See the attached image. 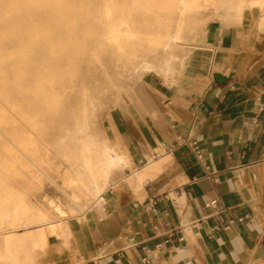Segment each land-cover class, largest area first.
I'll return each instance as SVG.
<instances>
[{"label":"crops","instance_id":"1","mask_svg":"<svg viewBox=\"0 0 264 264\" xmlns=\"http://www.w3.org/2000/svg\"><path fill=\"white\" fill-rule=\"evenodd\" d=\"M208 10L188 15L203 21ZM239 16L198 43L187 41L192 25L185 30L188 52L160 94L165 104L142 126L150 135L123 132L112 144L126 158L100 204L90 201L86 218L48 233L37 251L36 228L16 230L14 261L5 258L0 233V264H248L264 258V29L256 9ZM213 199L217 203L208 205Z\"/></svg>","mask_w":264,"mask_h":264},{"label":"rangeland","instance_id":"2","mask_svg":"<svg viewBox=\"0 0 264 264\" xmlns=\"http://www.w3.org/2000/svg\"><path fill=\"white\" fill-rule=\"evenodd\" d=\"M72 2L75 8L62 12L74 13L76 16L89 15L82 16L90 17L89 28H85L83 22L78 20L72 32L79 37L88 33L89 40L77 39L70 42V32L59 30L63 32L64 39L58 44L85 46L88 51L97 50L101 54L102 62H92L88 54L76 55L77 57L56 56L50 53V44L40 41L28 42L23 48L22 55L26 58L40 64L54 65L71 79L65 83V88L56 91L60 98L58 111L45 112L40 122H0V148L7 149L22 165V169H18L14 165L0 162V209L4 210L2 231L36 227L37 223L32 221V216L52 209L50 198L66 209L69 216L86 214V211L75 208L76 204L70 194L76 186L67 183L70 173L80 168L77 158L85 147L96 141H106L112 146L117 142V135L123 132L141 134L143 125L148 126L155 121V112L159 111L167 99L160 94L171 87L175 72L188 52L185 45L172 54L162 49L155 53L148 52L146 59L149 67L146 68L131 65L126 58L117 59L114 54L115 44L109 36L113 28L112 21L120 17L118 14L126 11L120 7L127 0ZM80 4L88 8L81 9ZM210 8L212 10L205 11L200 16L204 19L201 22L198 18L191 17L194 19L193 29L186 32L188 42L198 43L201 35L240 18L228 0ZM245 8L259 11V27L263 30L264 6L257 2ZM65 49L69 50V47ZM8 63L3 65L4 75L13 81L15 73ZM10 86L8 91L13 100L38 99L40 96L30 91L24 93ZM41 96L45 97L46 94ZM81 106L85 107L86 115L82 119L74 118V111ZM29 130H33L36 136L31 137ZM149 132L145 128L142 134L150 135ZM31 179L39 181L40 186H35ZM4 197L8 200H3ZM90 201L92 200L83 199L82 204H91ZM248 264H264V258H257Z\"/></svg>","mask_w":264,"mask_h":264},{"label":"bare ground","instance_id":"3","mask_svg":"<svg viewBox=\"0 0 264 264\" xmlns=\"http://www.w3.org/2000/svg\"><path fill=\"white\" fill-rule=\"evenodd\" d=\"M72 1L0 0V122H40L45 112L58 111L60 98L56 91L65 88V83L71 79L54 65L40 64L23 56L22 50L28 42L40 41L50 44V53L56 56L73 57L88 54L92 62H102L101 54L97 50L88 51L85 46L58 44L64 39L63 32L59 30L70 32L68 35L70 42L77 39L89 40L88 33L79 37L72 32L78 20L83 22L85 28H89L90 17H82L85 14L76 16L74 13L62 12L75 8ZM257 2L264 6V0H228L229 5L235 8L239 15L247 5ZM222 3L223 0H127L120 7L126 11L118 14L120 17L112 21L113 28L109 38L115 44L114 54L117 59H128L131 65L149 67L146 59L148 52L155 53L162 49L172 54L177 48L182 47L184 32L194 20L188 14ZM79 8L84 9L88 6L80 4ZM66 47H69V50L65 49ZM7 63L15 73L13 81L4 75L3 65ZM10 85L24 93L30 91L40 96L38 99L13 100L8 91ZM43 94L46 96L42 97ZM85 113L84 106L78 107L74 111V118L82 119ZM29 134L31 137L36 136L33 130H29ZM33 150H36L35 147ZM0 155V162L22 169V165L7 149L0 148ZM125 158L118 145L110 146L106 141H96L83 149L81 156L77 158L80 168L70 173L67 181L76 186L70 194L76 209L84 210L86 213L93 211L86 208L87 203L82 204L83 199L96 201L93 205L100 204L101 193L109 180L116 179L117 169L121 167ZM31 180L35 186H40L39 181ZM3 200L7 201L8 198L4 197ZM49 204L52 209L37 212L32 216V221L37 223L36 229L32 230L33 238H36L33 240L35 251L43 248L48 233L63 225L70 226L77 218L82 220L85 217L69 216L67 210L52 198L49 199ZM3 220L4 210L0 209V233L5 240V258L8 260L10 257L14 261L20 249L13 246L12 241L13 237L17 236V231L15 229L2 231Z\"/></svg>","mask_w":264,"mask_h":264},{"label":"built area","instance_id":"4","mask_svg":"<svg viewBox=\"0 0 264 264\" xmlns=\"http://www.w3.org/2000/svg\"><path fill=\"white\" fill-rule=\"evenodd\" d=\"M191 146L193 147V149H194L195 153L197 154V156L201 159L203 155H202L201 149L199 147L198 141H196V140L192 141L191 142ZM216 203H217V200L213 199L212 201H210L208 203V205H214ZM241 220H242V218H239V221H241ZM225 226H227V225H225Z\"/></svg>","mask_w":264,"mask_h":264}]
</instances>
